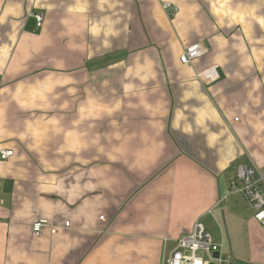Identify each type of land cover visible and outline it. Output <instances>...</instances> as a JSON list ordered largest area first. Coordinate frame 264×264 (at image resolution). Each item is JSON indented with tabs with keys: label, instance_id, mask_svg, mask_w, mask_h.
Listing matches in <instances>:
<instances>
[{
	"label": "crops",
	"instance_id": "0c3cea01",
	"mask_svg": "<svg viewBox=\"0 0 264 264\" xmlns=\"http://www.w3.org/2000/svg\"><path fill=\"white\" fill-rule=\"evenodd\" d=\"M0 148V264H163L208 214L237 259L217 211L264 167V0H0Z\"/></svg>",
	"mask_w": 264,
	"mask_h": 264
},
{
	"label": "built area",
	"instance_id": "2783aa9c",
	"mask_svg": "<svg viewBox=\"0 0 264 264\" xmlns=\"http://www.w3.org/2000/svg\"><path fill=\"white\" fill-rule=\"evenodd\" d=\"M165 6H168L166 4ZM35 25L40 27L43 21L41 13L33 14ZM205 53V47L197 42L186 46L179 55V62L192 66L194 61ZM198 77L215 78L214 67L199 72ZM237 120V118H235ZM13 155V150L0 148V159L6 160ZM237 181L240 187H237ZM230 188L241 193L250 203L253 209V218L264 226V175L260 173L255 165L241 164L236 169L235 179L230 181ZM220 204V203H219ZM99 219H104L100 216ZM70 222H63V227H69ZM32 232L39 234L47 229L50 233H56L59 226L47 219L40 218L32 223ZM168 241V239H164ZM222 242L215 241L207 232L205 226L196 221L190 232L175 239L174 248L170 251L163 264H239L231 260L232 255L222 253Z\"/></svg>",
	"mask_w": 264,
	"mask_h": 264
},
{
	"label": "rangeland",
	"instance_id": "374dc122",
	"mask_svg": "<svg viewBox=\"0 0 264 264\" xmlns=\"http://www.w3.org/2000/svg\"><path fill=\"white\" fill-rule=\"evenodd\" d=\"M259 170L264 175V167L259 168ZM240 185V182L237 181V187H240ZM219 206H221V209H218L219 211H217V213L224 211L223 213L227 214V210L231 209L241 215V219L236 224V230H234L235 236L237 237L235 242V255L238 257L235 259L232 256L231 260L239 264H250L248 263L249 258H256L257 256L264 257V255L259 252L262 251L264 253V243L259 244V246L255 244L257 238L261 239V242H263L264 233L260 234V228L251 220L253 209L243 195L237 192L234 188H231L230 193L225 197H222ZM200 221L204 224L206 230L212 234L215 241L219 243L222 242V251L224 255H228L226 254L227 252H224L225 247L227 248V238L226 228L222 221V217L208 214L207 216L202 217ZM261 227L264 229L262 224ZM221 234L222 239L220 238ZM174 245L175 241L168 243L165 250L166 253L171 250Z\"/></svg>",
	"mask_w": 264,
	"mask_h": 264
}]
</instances>
